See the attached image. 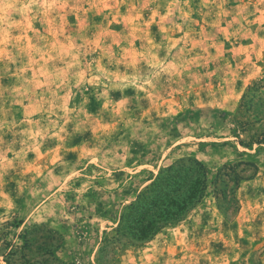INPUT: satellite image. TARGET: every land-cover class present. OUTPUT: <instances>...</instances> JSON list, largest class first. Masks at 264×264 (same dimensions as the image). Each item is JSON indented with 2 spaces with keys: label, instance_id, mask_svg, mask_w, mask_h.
Wrapping results in <instances>:
<instances>
[{
  "label": "rangeland",
  "instance_id": "1",
  "mask_svg": "<svg viewBox=\"0 0 264 264\" xmlns=\"http://www.w3.org/2000/svg\"><path fill=\"white\" fill-rule=\"evenodd\" d=\"M0 264H264V0H0Z\"/></svg>",
  "mask_w": 264,
  "mask_h": 264
},
{
  "label": "trees",
  "instance_id": "2",
  "mask_svg": "<svg viewBox=\"0 0 264 264\" xmlns=\"http://www.w3.org/2000/svg\"><path fill=\"white\" fill-rule=\"evenodd\" d=\"M188 162L189 160L187 159L183 162H178L175 166H170L167 169L163 170L161 172V174H163V176L161 177L163 181L157 183L158 185L162 183L161 185L167 186L168 185L166 181L167 177L179 171H182L186 174L194 173V176H196V178L193 184L186 183L185 181H181L180 183L176 185V188L173 189V190L179 191V198H181V202H182V207H180V210L185 209L186 203L191 205L195 203L196 201H199V197L201 195L199 194V191L204 189L203 185H202V188L199 189V161L195 160V163L193 165H185V163H188ZM155 192L156 193H153V196L151 195L150 197H148L149 202L148 201L147 202L149 203V206L142 210L143 211L142 216L140 217V219L137 220V223L141 224V227L147 226L149 230L152 229V231L150 232V235L155 234V232L160 227H162L163 224L166 223L165 221H167L168 218L172 216V215H168L167 213H165V215L161 218L152 217V219L150 220L147 219L148 222L144 224V221L146 220V218H148L147 213L151 209L150 207H152L156 202H159L162 204V202L165 200V198L168 195V191H167V194L162 193L160 188L156 189ZM161 209L163 211H166L165 206L162 207ZM158 222H160V224H158ZM142 234H141V237L145 236L144 233Z\"/></svg>",
  "mask_w": 264,
  "mask_h": 264
}]
</instances>
